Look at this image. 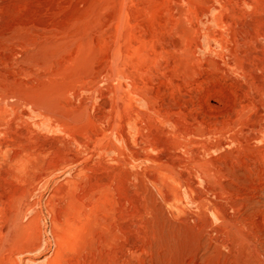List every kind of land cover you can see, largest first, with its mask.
Returning a JSON list of instances; mask_svg holds the SVG:
<instances>
[{
    "label": "rangeland",
    "instance_id": "374dc122",
    "mask_svg": "<svg viewBox=\"0 0 264 264\" xmlns=\"http://www.w3.org/2000/svg\"><path fill=\"white\" fill-rule=\"evenodd\" d=\"M243 241L264 0H0V264H264Z\"/></svg>",
    "mask_w": 264,
    "mask_h": 264
},
{
    "label": "bare ground",
    "instance_id": "6f19581e",
    "mask_svg": "<svg viewBox=\"0 0 264 264\" xmlns=\"http://www.w3.org/2000/svg\"><path fill=\"white\" fill-rule=\"evenodd\" d=\"M206 214V213H205ZM238 243V242H237ZM243 243L245 244L246 243V255L245 257L247 259H249V261L251 259H258V260H264V257L263 255L260 254V252L258 251V249L253 245L251 244L249 241H243ZM248 262V261H247ZM262 262V261H261Z\"/></svg>",
    "mask_w": 264,
    "mask_h": 264
}]
</instances>
